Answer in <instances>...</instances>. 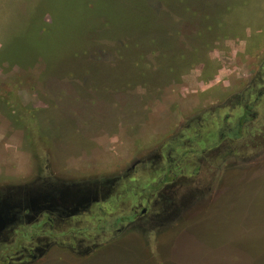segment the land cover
Here are the masks:
<instances>
[{
	"label": "rangeland",
	"instance_id": "obj_1",
	"mask_svg": "<svg viewBox=\"0 0 264 264\" xmlns=\"http://www.w3.org/2000/svg\"><path fill=\"white\" fill-rule=\"evenodd\" d=\"M100 187L137 221L29 264H264V0H0L4 215Z\"/></svg>",
	"mask_w": 264,
	"mask_h": 264
},
{
	"label": "flooded vegetation",
	"instance_id": "obj_2",
	"mask_svg": "<svg viewBox=\"0 0 264 264\" xmlns=\"http://www.w3.org/2000/svg\"><path fill=\"white\" fill-rule=\"evenodd\" d=\"M260 95H254L251 101L245 103V111L237 120V130L248 125L251 120L250 111ZM227 118L226 115L223 122L221 119L218 126L221 132H217V140L227 145L225 149L228 148L232 140L231 133L235 130L233 126L224 123ZM175 168L177 175L182 174L178 165ZM113 190L111 187L97 188L96 198L76 204L42 203L31 208L27 204H20L9 219L7 214L4 215L5 207L0 204V264H29L37 260L38 256H41L40 259L47 257L46 254L49 255L55 248H65L70 253L85 256L103 243L118 239V234L124 231L127 225L137 221L138 214L135 209L129 210L128 213L124 212L122 219L120 213L106 208L102 196L112 193ZM147 211L148 207L144 205L139 211V217ZM12 258H15L17 263H14L16 260L13 261ZM8 260L11 262L7 263Z\"/></svg>",
	"mask_w": 264,
	"mask_h": 264
},
{
	"label": "trees",
	"instance_id": "obj_3",
	"mask_svg": "<svg viewBox=\"0 0 264 264\" xmlns=\"http://www.w3.org/2000/svg\"><path fill=\"white\" fill-rule=\"evenodd\" d=\"M54 23H55V22H54ZM39 29L42 30L41 35H42V34L44 35V33H46V31H50V30H52V29H57V28H56V27H55V28H53V27L50 28V24H48V23H44V26H41Z\"/></svg>",
	"mask_w": 264,
	"mask_h": 264
}]
</instances>
